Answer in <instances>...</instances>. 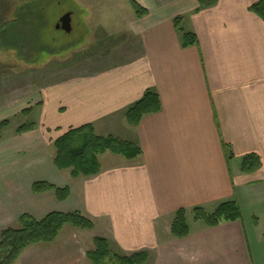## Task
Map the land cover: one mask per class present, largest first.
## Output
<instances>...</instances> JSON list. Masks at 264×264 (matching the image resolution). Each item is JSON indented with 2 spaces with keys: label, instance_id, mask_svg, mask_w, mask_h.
I'll return each instance as SVG.
<instances>
[{
  "label": "crops",
  "instance_id": "crops-1",
  "mask_svg": "<svg viewBox=\"0 0 264 264\" xmlns=\"http://www.w3.org/2000/svg\"><path fill=\"white\" fill-rule=\"evenodd\" d=\"M137 1L149 13L121 12L113 59L62 75L59 99L49 105L46 88L32 107L44 108L35 128L7 147L0 142V235L19 227L24 213L80 210L93 229L64 227L56 241L29 246L15 264H93L87 252L95 236L119 254L149 251L145 264H264V20L250 10L259 0L205 7L199 0ZM176 18L197 35L196 45L182 46ZM149 88L158 91L161 110L129 125L127 109ZM87 123L142 153L107 155L94 176L60 175L66 170L54 163V141ZM20 152L33 168L21 165ZM249 154L261 166L245 172ZM36 181L68 186L70 195L34 192ZM228 199L239 201L241 219L214 227L190 219L189 235H172L179 209L210 210Z\"/></svg>",
  "mask_w": 264,
  "mask_h": 264
},
{
  "label": "rangeland",
  "instance_id": "rangeland-1",
  "mask_svg": "<svg viewBox=\"0 0 264 264\" xmlns=\"http://www.w3.org/2000/svg\"><path fill=\"white\" fill-rule=\"evenodd\" d=\"M22 5L32 7L34 14L27 16H33L34 21L25 22L27 18L22 14L30 9L25 7L22 11ZM124 10L135 13L129 0H0V32L3 23L11 20L17 12V21L11 27L25 47L22 52L32 63L23 62L22 52L0 49V121L10 122L7 127L0 128L1 145L4 142L7 143L5 147L9 146L14 137L24 133L17 132L19 126L42 116L44 108L39 106L29 112L22 111L39 104L46 88L51 90L47 100L49 105L59 99L62 75L81 70L85 64L97 59L104 63H108L109 58L113 59L115 40L120 34L116 27L123 23L121 12ZM69 11L72 12L71 32L57 28L60 18ZM180 27L183 28L182 23ZM54 151L53 146V155ZM104 154L99 155L103 164L108 163L107 155L122 157L110 151ZM16 156L21 158V165H28L30 169L34 167V164L24 162L25 153L20 152ZM12 159L7 155L5 164L11 165ZM65 170L60 171V175L68 174L69 170ZM74 229L72 225H66L63 231ZM78 232L81 236L83 233L94 235L96 230ZM106 264L119 263L107 259Z\"/></svg>",
  "mask_w": 264,
  "mask_h": 264
},
{
  "label": "trees",
  "instance_id": "trees-1",
  "mask_svg": "<svg viewBox=\"0 0 264 264\" xmlns=\"http://www.w3.org/2000/svg\"><path fill=\"white\" fill-rule=\"evenodd\" d=\"M201 7L216 4L217 0H199ZM130 3L138 17L149 13L137 0ZM31 5V3H29ZM29 6V5H28ZM22 15L27 18L25 22L34 21L32 7ZM250 10L264 20V0H259L250 6ZM16 13L13 18L3 23L0 32V49L5 51L14 49L21 54L25 47L22 41L14 35L11 27L17 21ZM18 15V13H17ZM39 18L36 17V20ZM176 28L182 33V46L189 47L198 43L197 35L180 27V18L174 20ZM23 62L32 64L29 56L23 52ZM162 108L161 98L156 89L149 88L141 99L132 104L125 113V119L131 126H137L143 117L159 112ZM32 108L23 110L29 112ZM8 120L0 121V128L9 125ZM35 123H26L17 128L18 133L27 132L35 128ZM56 154L55 165L62 170L70 169L71 175L90 177L98 174L102 169L99 155L110 151L116 155H122L128 159H134L142 153V149L135 143L120 139L113 135H100L92 123L70 128L54 141ZM261 166V159L256 154H249L243 158L242 170L255 171ZM34 192L54 190L59 200H64L70 195V188L58 187L48 181H36L33 183ZM242 218V209L237 199H228L218 203L213 209L196 206L188 210L179 209L171 223V233L175 237H185L190 233V219L201 221L206 226L214 227L223 222L236 221ZM66 225H72L78 229H93L94 220L80 210L74 211H50L38 218L30 213H24L19 218V227H9L2 230L0 235V264H15L21 254L31 245L50 244L57 240L62 229ZM95 248L87 252V256L93 264H106V260H114L119 264H145L150 258V252L146 250L131 254H119L114 251L111 242L103 236L93 238Z\"/></svg>",
  "mask_w": 264,
  "mask_h": 264
},
{
  "label": "water",
  "instance_id": "water-1",
  "mask_svg": "<svg viewBox=\"0 0 264 264\" xmlns=\"http://www.w3.org/2000/svg\"><path fill=\"white\" fill-rule=\"evenodd\" d=\"M57 28H61L67 32L72 31V12L69 11L60 18Z\"/></svg>",
  "mask_w": 264,
  "mask_h": 264
},
{
  "label": "flooded vegetation",
  "instance_id": "flooded-vegetation-1",
  "mask_svg": "<svg viewBox=\"0 0 264 264\" xmlns=\"http://www.w3.org/2000/svg\"><path fill=\"white\" fill-rule=\"evenodd\" d=\"M61 29V28H60Z\"/></svg>",
  "mask_w": 264,
  "mask_h": 264
}]
</instances>
